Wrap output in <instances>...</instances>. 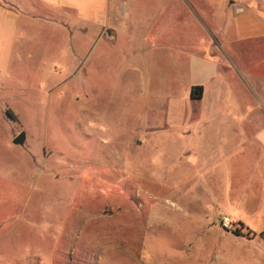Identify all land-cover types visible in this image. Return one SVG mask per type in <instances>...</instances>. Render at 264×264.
<instances>
[{"label": "rangeland", "instance_id": "obj_1", "mask_svg": "<svg viewBox=\"0 0 264 264\" xmlns=\"http://www.w3.org/2000/svg\"><path fill=\"white\" fill-rule=\"evenodd\" d=\"M123 2L117 39L61 20L36 31L52 51L25 44L0 74V264H264L237 221L204 227L194 197L171 196L181 163L164 141L179 131L148 133L196 52L232 69L230 95L264 124V0Z\"/></svg>", "mask_w": 264, "mask_h": 264}, {"label": "crops", "instance_id": "obj_2", "mask_svg": "<svg viewBox=\"0 0 264 264\" xmlns=\"http://www.w3.org/2000/svg\"><path fill=\"white\" fill-rule=\"evenodd\" d=\"M124 4L123 0L0 1V74L10 72L25 44H41L40 50L52 51L53 42L38 43L36 31L61 20H67L69 27L81 23L88 32L101 28L99 42L105 40V32H115L117 39L116 29L128 12ZM244 70L240 81L247 88ZM232 74L214 55L191 53L184 91L164 96L161 107L149 109L148 133L179 131L164 141L169 162L181 163L179 173L166 177L171 196L179 195L187 210L194 197L204 227L211 226L207 222L212 215L231 216L243 233H250L247 254L256 261L253 252L264 253V124L252 118L262 111L247 109L241 100L245 90L230 95ZM197 87H202V96L192 98Z\"/></svg>", "mask_w": 264, "mask_h": 264}, {"label": "trees", "instance_id": "obj_3", "mask_svg": "<svg viewBox=\"0 0 264 264\" xmlns=\"http://www.w3.org/2000/svg\"><path fill=\"white\" fill-rule=\"evenodd\" d=\"M202 90H203L202 87H197V88L192 89L191 91L192 98H201ZM7 114L11 115L10 111H7ZM233 233H235V235L237 236H243V237L246 236L244 235L242 228H237ZM249 235L250 233L247 234V236ZM261 237L264 239V233L261 234Z\"/></svg>", "mask_w": 264, "mask_h": 264}, {"label": "built area", "instance_id": "obj_4", "mask_svg": "<svg viewBox=\"0 0 264 264\" xmlns=\"http://www.w3.org/2000/svg\"><path fill=\"white\" fill-rule=\"evenodd\" d=\"M236 224V221L228 215H223L220 219L221 227L227 232H233Z\"/></svg>", "mask_w": 264, "mask_h": 264}, {"label": "water", "instance_id": "obj_5", "mask_svg": "<svg viewBox=\"0 0 264 264\" xmlns=\"http://www.w3.org/2000/svg\"><path fill=\"white\" fill-rule=\"evenodd\" d=\"M27 140V135L25 132H21L13 141L14 145L24 146Z\"/></svg>", "mask_w": 264, "mask_h": 264}]
</instances>
